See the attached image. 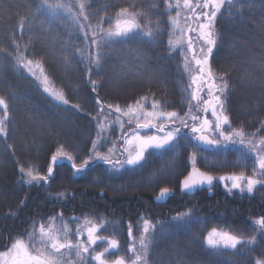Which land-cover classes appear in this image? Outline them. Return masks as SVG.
<instances>
[{
  "label": "trees",
  "instance_id": "trees-1",
  "mask_svg": "<svg viewBox=\"0 0 264 264\" xmlns=\"http://www.w3.org/2000/svg\"><path fill=\"white\" fill-rule=\"evenodd\" d=\"M71 1L0 0V99L8 105L7 136H0V252L63 213L69 228L85 218L103 222L98 235L117 239V254L122 255L132 243L129 225L134 242L139 241L147 220L153 226L148 264H256L264 258V231L254 224L264 217V186L257 185L250 195L227 194L216 182L211 193L203 190L189 197L178 184L191 170L194 152L196 167L215 181L241 173L251 176L253 158H243L238 145L194 149L198 142L185 129L174 148L153 152L142 166L119 168L94 161L77 173L60 157L48 183L21 182V165H35L40 175H46L51 157L61 147L78 166L92 155L97 97L121 107L147 98L142 102L149 110L155 100L167 111L187 112L192 67L185 59L189 56L184 42L176 43L180 32L171 23L175 8L169 11L165 0H76L74 13ZM80 3L85 4L83 15ZM121 8L138 13L142 30L127 38L113 37L99 48L91 45L92 29L100 21L104 29H115ZM183 14L178 18L180 28ZM148 30L151 36L144 34ZM213 30L217 43L209 65L216 82L228 85L222 99L231 128L259 140L264 137V0L225 4ZM17 51L33 60L35 77L18 64ZM97 52L99 67L88 59ZM37 63L50 89L63 94L68 105L43 91ZM91 81L96 82V92ZM3 114L0 108V119ZM106 123L111 129L106 133L110 143L100 149L104 153L119 132L111 116ZM162 188L171 189L173 196L158 205L153 198ZM186 213L190 216L174 219ZM213 229L245 243L232 251L209 248L204 241ZM253 238L255 242L248 244Z\"/></svg>",
  "mask_w": 264,
  "mask_h": 264
},
{
  "label": "snow or ice",
  "instance_id": "snow-or-ice-1",
  "mask_svg": "<svg viewBox=\"0 0 264 264\" xmlns=\"http://www.w3.org/2000/svg\"><path fill=\"white\" fill-rule=\"evenodd\" d=\"M47 2V0H45ZM169 11L176 9V14L171 17V23L179 29L180 37L176 43L185 42V32L190 33L186 37V50L191 56L189 64L195 65V71L190 72L189 103L187 112L181 115L177 111H167L161 107L159 101H153L149 108L142 101L147 98H141L135 102V106L127 105L121 107L119 104H109L102 101L98 97L95 104L98 106L96 120V140L92 142V155L81 162L78 166L74 157L65 152L61 147L52 157L51 164L47 168L46 175H40L35 165L19 167L21 174V182L29 186L39 183H48L57 166L58 158L63 157L71 162V167L75 172L81 173L86 170L90 162L102 161L106 165L123 167L124 165L135 168L147 163L148 158L153 152H160L172 149L180 139L183 129L190 128L192 138L198 142L192 147L196 149L198 145H208L214 147H225L229 144L238 145L242 151V157L247 158L251 155L253 158L252 175L221 176L219 180L224 182L229 193L233 189L246 191L251 194L257 185L264 186V137L259 140L246 138L242 129H232L231 121L224 107L223 95L228 87L227 83H217L214 74L209 65V56L213 52L217 40L213 31L215 21L218 14L224 8L225 4L233 5V0H175V3L165 0ZM49 8L53 5L49 4ZM60 7V5H57ZM80 14L83 15L85 4L80 3ZM199 9V11H197ZM184 12L185 27L180 28L179 17ZM138 13H130L128 8H121L119 17L115 23V29L102 27L103 21H100L95 28L92 29L91 45L99 48L106 40L113 37L127 38L130 35L141 31V25L137 22ZM77 19L78 18L74 17ZM84 19L88 17L85 15ZM191 21L195 27L189 23ZM83 27V25H81ZM145 35L151 36V30L144 32ZM97 35L100 39H97ZM87 38V33L85 34ZM199 45V47H197ZM18 64L27 69L32 76H36L37 72L33 69V60L27 59L19 51L16 53ZM90 62L97 67L100 64L99 52L94 57H88ZM187 60L188 57H185ZM186 70L189 65H186ZM39 69L43 91L48 93L53 99L59 101L63 105H68L69 101L63 94L55 93L49 87V79L44 74L43 67L40 64L35 65ZM92 91H97L95 81H91ZM194 102V103H193ZM0 107L4 109L3 119H0V136H7L5 121L8 117V105L5 100L0 99ZM73 107L79 110L78 105ZM200 113V114H197ZM113 114H115L113 116ZM213 119H209L208 115ZM113 118V123L118 124L121 130L120 140L123 141L120 147V155L123 160L112 159L117 150L114 142L107 149V153L101 152V148L106 143H110L106 133L111 129V125L106 123L108 117ZM127 119H124V118ZM191 121V123H189ZM125 124L135 125L131 132H126ZM187 139V137H185ZM151 150V151H150ZM192 170L182 181V190L191 192L197 187L204 185L212 186L214 177L205 172L200 171L196 167L195 152L191 157ZM169 189L164 188L157 199L165 198L169 195ZM62 195V194H61ZM190 213L178 216L174 219L183 220ZM62 222V227H56V221ZM75 219V218H73ZM78 223V222H77ZM258 228L264 231V217L254 221ZM103 228V222L97 224L85 218V226L76 227L75 232L69 228L68 223L63 222V213L57 216L49 217L47 226L41 223L36 229L27 233V238L15 239L7 250L0 252V264H148V251L152 240L148 237L153 226L147 221L143 222V234L139 240V249L133 238V229L131 225L128 227V237L130 243L127 252L131 255L126 258L125 255L117 254L120 248V242L111 238L98 235ZM86 235V240L84 236ZM218 239H214L217 238ZM255 242V238L247 241L248 244ZM240 237L229 232L213 231L207 237V244L210 248L236 249L237 245L244 244ZM102 245V250L97 249V245ZM116 255L112 259L111 256ZM256 264H264V258L256 260Z\"/></svg>",
  "mask_w": 264,
  "mask_h": 264
},
{
  "label": "rangeland",
  "instance_id": "rangeland-1",
  "mask_svg": "<svg viewBox=\"0 0 264 264\" xmlns=\"http://www.w3.org/2000/svg\"><path fill=\"white\" fill-rule=\"evenodd\" d=\"M71 3H74L73 4V7H72V11L75 13V6L77 5L76 3H77V1L76 0H72L71 1ZM193 3H195V0H193ZM197 11H199V9L197 10ZM182 20H183V23H184V14L182 15ZM189 23L190 24H192V26L193 27H195V24L194 23H192L191 21H189ZM182 26H183V28L185 27V23L184 24H182ZM214 31V30H213ZM185 42H184V45H185V47H187L186 46V37H187V35H191L190 33H187V32H185ZM197 47H199V45H197ZM188 53V52H187ZM188 59H189V61L191 60V56H190V54L188 53ZM191 67H192V72H194L195 71V65L194 64H191ZM191 82V81H190ZM194 103V102H193ZM1 109H2V107H0ZM197 114H200V113H197ZM208 118L211 120V119H213L212 117H211V115L209 114L208 115ZM125 119H127L126 117H125ZM189 123H191V121H189ZM135 128V127H134ZM134 128H128V127H126L125 126V131L126 132H131ZM185 129H183L182 131H184ZM187 130H190V128H187ZM120 135H121V130H120V127H119V132H118V135H117V138H116V141H115V143H116V145H117V150H116V152H115V154L113 155V157H114V159H116V158H118V157H120L119 159H121V160H123L124 159V157L122 156V155H120V151H119V149H120V147H122V145H123V141L122 140H120L119 139V137H120ZM112 145H110V147H111ZM211 148H213V149H217V148H220V147H214V146H210ZM222 147V146H221ZM101 150H105V149H101ZM151 151V150H150ZM104 153V152H103ZM107 153V152H106ZM119 168H122L121 166H119V165H117ZM116 166V167H117ZM123 167H130V166H127V165H124ZM192 169V168H191ZM216 182L218 183V185H219V187H220V189L223 191V192H225V193H229L228 191H227V189H226V187H225V184H224V182H222V181H220L219 179H216ZM232 192H239L240 194L241 193H246L247 195H250L247 191H246V189H245V191H240L239 189H233L232 190ZM64 222V221H63ZM78 222V223H77ZM46 226H47V224H45ZM105 225V224H104ZM103 225V226H104ZM56 227H62V222L61 221H58V222H56V225H55ZM84 226H85V222H79V221H76L75 223H73L72 224V227H71V229L73 230V233L75 232V229H76V227H81L82 229L84 228ZM213 230H211V231H209L208 233H207V235H206V237H205V245L207 246V247H209L208 246V244H207V237L209 236V234L212 232ZM218 232H225V231H223V230H217ZM107 238V237H106ZM19 239V238H18ZM84 239L86 240V235L84 236ZM108 239H110V238H108ZM214 239H218V237L217 238H214ZM133 242V241H132ZM135 243H136V246H137V248L139 249V241H135ZM11 245V244H10ZM10 245L8 246V247H10ZM100 246V247H99ZM238 246V245H237ZM7 247V248H8ZM97 248H102V245H100V244H98L97 246H96ZM7 248L5 249V250H7ZM210 248V247H209ZM218 249H229V250H231L232 251V249L231 248H224L223 246H221L220 248H218ZM5 250H3V251H5ZM100 250H102V249H100ZM3 251H1V252H3ZM125 256H126V258L128 257V256H130L131 254L130 253H128V254H124ZM111 258H113V257H111Z\"/></svg>",
  "mask_w": 264,
  "mask_h": 264
},
{
  "label": "water",
  "instance_id": "water-1",
  "mask_svg": "<svg viewBox=\"0 0 264 264\" xmlns=\"http://www.w3.org/2000/svg\"><path fill=\"white\" fill-rule=\"evenodd\" d=\"M200 148L202 149H206L208 148V145H199ZM200 171L204 172L203 170L200 169ZM191 172V170L187 173V175ZM206 174L208 175H211L209 174L208 172H205ZM186 175V176H187ZM186 176L184 178L181 179L180 183L179 184V190L184 194V195H187L189 197H192V196H195L198 192L202 191V190H207L209 192H212V189L215 187V180L213 181V184L212 186L209 188V186L207 185H204L203 187H197L194 191H191V192H187V191H183L182 190V181L186 178ZM164 188L160 189L157 191V194H155L154 198H153V201L155 204H158V205H163L165 204L166 202H168V200L173 196V192L169 189V195L165 198H162V199H157L159 196H160V193L161 191L163 190Z\"/></svg>",
  "mask_w": 264,
  "mask_h": 264
}]
</instances>
